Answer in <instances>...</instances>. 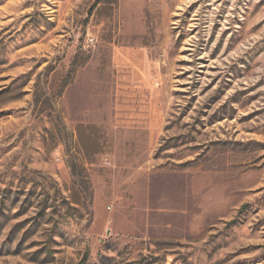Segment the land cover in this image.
<instances>
[{"label":"rangeland","instance_id":"374dc122","mask_svg":"<svg viewBox=\"0 0 264 264\" xmlns=\"http://www.w3.org/2000/svg\"><path fill=\"white\" fill-rule=\"evenodd\" d=\"M0 264H264V0H0Z\"/></svg>","mask_w":264,"mask_h":264}]
</instances>
